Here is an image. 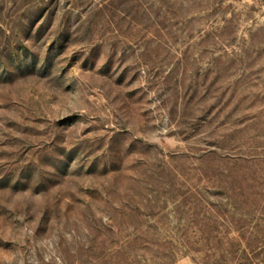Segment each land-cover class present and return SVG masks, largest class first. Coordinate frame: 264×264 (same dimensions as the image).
Masks as SVG:
<instances>
[{
	"label": "rangeland",
	"instance_id": "rangeland-1",
	"mask_svg": "<svg viewBox=\"0 0 264 264\" xmlns=\"http://www.w3.org/2000/svg\"><path fill=\"white\" fill-rule=\"evenodd\" d=\"M0 264H264V0H0Z\"/></svg>",
	"mask_w": 264,
	"mask_h": 264
}]
</instances>
